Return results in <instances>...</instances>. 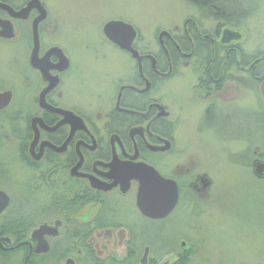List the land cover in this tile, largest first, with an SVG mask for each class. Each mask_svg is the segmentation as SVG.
<instances>
[{"label":"flooded vegetation","instance_id":"1","mask_svg":"<svg viewBox=\"0 0 264 264\" xmlns=\"http://www.w3.org/2000/svg\"><path fill=\"white\" fill-rule=\"evenodd\" d=\"M40 1L47 17L38 20L33 65L42 7L20 18L4 5L20 11L28 1L0 0V32L13 29L0 34V264H201L203 243L218 248L222 228L230 237L252 232L264 244V135L253 132L263 131L264 103L250 110L222 98L236 83L264 98V52L248 50L231 26L202 31L193 18L161 31L157 50L140 47L138 29L122 20L115 21L133 30L112 40L107 22L97 43L121 53L119 74L95 104L85 88L95 49L89 28L81 35L86 26L79 24L68 49ZM177 78L183 87L172 92ZM177 105L185 121L202 106L197 134L212 130L221 140L258 146L225 149L228 174L196 162L173 167L181 155ZM143 164L178 187L175 206L161 218L139 207ZM155 228L164 231L159 251L139 239Z\"/></svg>","mask_w":264,"mask_h":264},{"label":"rangeland","instance_id":"2","mask_svg":"<svg viewBox=\"0 0 264 264\" xmlns=\"http://www.w3.org/2000/svg\"><path fill=\"white\" fill-rule=\"evenodd\" d=\"M13 1L16 4H22L30 0ZM233 1L236 0H226V3ZM237 1L240 2V7L236 13L229 16L231 20H217L206 16L197 6L186 0H42L49 11V21L54 25H58L60 32L63 31L68 34V36L65 34L62 37L64 45L68 49L70 48L68 40L75 33L77 26L79 24L86 26L84 31L79 32L81 35L87 34V27L89 28V35H87L95 49L91 48L89 52L92 56L89 58L90 64L88 78L85 80V88L86 90L89 89V100L95 104L99 103L101 99L99 96H102V94L107 96L112 83L111 77L114 74H119L118 65L121 53L112 50L108 45L103 47L102 43H97L103 31V26L107 22L122 20L135 26L139 31L140 47L149 46L151 49L157 50L159 49L158 35L161 31L172 32L175 27L182 28L185 20L193 18L202 22V31L212 32L216 26H231L235 29L228 27V30L238 32L244 39L245 47L248 50H251V52H264V0ZM228 10L229 12L233 11L230 8ZM12 42L19 43V37ZM102 50L106 52L103 53ZM16 54L19 53L16 52ZM94 54L97 55L93 56ZM190 71V68L187 69L186 81L191 80ZM182 80L177 78L170 82L169 86L172 92H174L173 88L183 87L180 84ZM187 86L190 87L189 84ZM224 97L227 99H224L227 104L234 103L238 107L250 110L257 109L261 102L264 103L263 97L237 83L235 90L231 88L223 93L222 98ZM177 98V95L171 98L172 105L177 102ZM178 103L181 104V99ZM179 106H173V108L177 120L183 119V123L180 126L178 123L176 130L180 138L179 148L181 149L177 151H181V155L179 160L175 161L171 157L173 167L177 166L176 164L195 165L194 162H196V166L205 167L203 169L217 170L220 174H228L231 168L225 169L224 164H222L226 161L225 149L229 152H242L248 148L254 150L258 146L257 143L242 142L235 137L227 141L221 140L212 130H204L203 133L197 134L202 106H199L198 112L197 110H195L196 112L191 110L193 113L187 115L186 121L179 113ZM253 132L264 135V127L263 131L254 129ZM175 155H178V153ZM12 167L14 166L12 165ZM11 170L14 171L13 168ZM238 171V167L235 166V176L238 175ZM31 176L32 174L23 172L20 178H24L27 185L31 186L33 185V180H30ZM190 214L189 211L187 213L188 223L190 222ZM42 217L45 219V216ZM193 223L194 220L192 219L191 224ZM158 229L155 228L156 233L155 235L152 234L150 239L147 238L146 234L140 236V242H143L142 246L146 243H152L155 251L162 250L164 231L161 228L159 232ZM231 237L228 231L222 228L219 232L220 243H218V248L214 247L213 244L204 242L201 264H264V244L260 243L259 236L253 235L252 232L247 234L241 232L239 234L236 231V234H232ZM208 260L209 262L206 263Z\"/></svg>","mask_w":264,"mask_h":264},{"label":"water","instance_id":"3","mask_svg":"<svg viewBox=\"0 0 264 264\" xmlns=\"http://www.w3.org/2000/svg\"><path fill=\"white\" fill-rule=\"evenodd\" d=\"M6 6L14 17L25 18L31 9L42 7L43 13L34 22L35 32V49L32 57L33 65H36L35 54L38 51V20L45 19L47 17L46 9L42 5L40 0H30L28 4L20 11H15L12 7ZM8 23V22H7ZM122 29H131L127 24L120 21H112L106 24L105 33L114 41H119L117 33ZM228 30H226L227 33ZM12 25H7L0 34L4 36L12 35ZM225 33V36H226ZM134 36V34H133ZM240 37V35H238ZM139 168V172L136 175L140 181V190L138 203L142 212L150 217L161 218L167 215L175 206L178 200V187L174 181L162 178L152 167L144 165ZM150 172V173H149ZM154 172V173H153ZM155 176V178H153ZM165 195H169L168 198Z\"/></svg>","mask_w":264,"mask_h":264},{"label":"trees","instance_id":"4","mask_svg":"<svg viewBox=\"0 0 264 264\" xmlns=\"http://www.w3.org/2000/svg\"><path fill=\"white\" fill-rule=\"evenodd\" d=\"M198 7L206 16L213 17L217 20H231L229 16L236 13L240 7L239 1L226 3V0H186ZM228 8L233 10L229 12Z\"/></svg>","mask_w":264,"mask_h":264}]
</instances>
